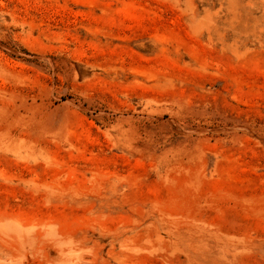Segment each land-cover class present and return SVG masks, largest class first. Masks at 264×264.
Instances as JSON below:
<instances>
[{
    "label": "rangeland",
    "instance_id": "1",
    "mask_svg": "<svg viewBox=\"0 0 264 264\" xmlns=\"http://www.w3.org/2000/svg\"><path fill=\"white\" fill-rule=\"evenodd\" d=\"M0 264H264V0H0Z\"/></svg>",
    "mask_w": 264,
    "mask_h": 264
}]
</instances>
